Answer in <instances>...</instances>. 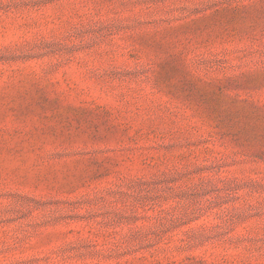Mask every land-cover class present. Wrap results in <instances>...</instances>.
Here are the masks:
<instances>
[{
	"label": "rangeland",
	"instance_id": "rangeland-1",
	"mask_svg": "<svg viewBox=\"0 0 264 264\" xmlns=\"http://www.w3.org/2000/svg\"><path fill=\"white\" fill-rule=\"evenodd\" d=\"M0 264H264V0H0Z\"/></svg>",
	"mask_w": 264,
	"mask_h": 264
}]
</instances>
